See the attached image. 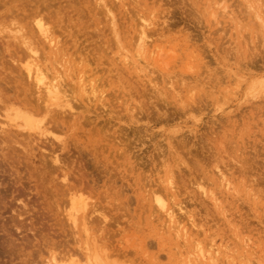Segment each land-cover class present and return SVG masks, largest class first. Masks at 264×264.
Returning a JSON list of instances; mask_svg holds the SVG:
<instances>
[{
  "label": "rangeland",
  "instance_id": "374dc122",
  "mask_svg": "<svg viewBox=\"0 0 264 264\" xmlns=\"http://www.w3.org/2000/svg\"><path fill=\"white\" fill-rule=\"evenodd\" d=\"M23 10L53 28L47 80L74 91L29 131L0 110V264H210L197 246L264 264V0H0L7 66ZM5 74L7 97L42 106Z\"/></svg>",
  "mask_w": 264,
  "mask_h": 264
},
{
  "label": "bare ground",
  "instance_id": "6f19581e",
  "mask_svg": "<svg viewBox=\"0 0 264 264\" xmlns=\"http://www.w3.org/2000/svg\"><path fill=\"white\" fill-rule=\"evenodd\" d=\"M11 1V0H10ZM98 1H103L104 2V0H98ZM14 2V1H13ZM12 2V3H13ZM100 3V2H99ZM9 5V4H8ZM28 5V4H27ZM104 5V4H103ZM10 6V5H9ZM8 6V7H9ZM3 7V6H2ZM105 7V6H104ZM22 8H23V6H22ZM22 8H21V10H22ZM25 8V7H24ZM33 8V7H32ZM106 8V7H105ZM108 9V8H107ZM106 9V10H107ZM17 10H19V9H17ZM26 10V9H25ZM111 10V9H110ZM27 11V10H26ZM12 12L13 11H11L10 13L12 14ZM21 12V11H20ZM28 12V11H27ZM111 12V11H110ZM22 13V15L21 16H19V14L18 13H14L13 14V20H11V22H13L15 25H16V28L12 31V30H10L11 32H14V34L13 35H11V41H9L8 42V44H10L9 45V47L11 46V49H12V55H11V61H10V66H11V68H14L16 71H17V76H16V81L15 82H20V84H21V81H24L23 80V78H24V75H25V79H27L28 81H29V83L31 82V86H34V88H35V90L37 91V93H38V97H40L39 99H41L40 101L43 103V104H41L42 106H40V104H38V105H36V103H35V105H36V107H34L35 105H33V103H32V105H31V103L29 102V101H27V100H22V99H17V97L16 96H14L13 98L11 97H7L6 95H7V93H6V90L3 88V87H1L2 86V84L5 82V76H6V74H5V70L7 71V69H8V67H9V65L7 66V64H5L4 63V61L3 60H0V110H3V114L6 116V117H8V115L10 116H13V119L14 120H19V122H21V123H23L24 125H23V127H22V124H21V126L20 127H22L23 129H29L28 127H31L32 126V115H34V114H43V113H48L49 112V106H50V104H52L54 101H59L60 99H62V100H60V101H62L63 102V104H61V105H63V106H67V107H69V108H71V105H70V103H69V100H70V98H67L69 95L67 94V91L68 92H71L70 94H72L73 93V91H72V89H74V88H72L71 89V87L69 88V89H67V86H66V88H65V85L67 84V82L66 81H64V80H67V79H65V76H67V74H65V72H64V70L62 71V72H60V71H57V72H54V76H52L51 78H50V80H47V74L46 73H48L49 72V69L48 68H46V66H48V65H44L45 66V68H43L42 67V63L43 62H46V60H49V59H52L54 56H53V54H54V51L51 49V47H53V46H56L57 44H56V38L54 39V37H53V35H52V31H51V28H52V26H49V24L43 19V17L41 16V14L39 15L38 13H36V11H35V13L34 14H32L31 16H28L25 12H24V10L21 12ZM32 13V12H31ZM31 13H29V14H31ZM104 13V12H103ZM101 14V13H100ZM111 14V13H110ZM113 14V13H112ZM12 16V15H11ZM102 16V15H101ZM114 16V15H113ZM6 17V16H5ZM110 18V17H109ZM112 18V17H111ZM29 20H31V23H30V21ZM28 22L30 23V24H28ZM114 22V21H113ZM113 22H112V24H113ZM115 22H116V20H115ZM155 22V21H154ZM254 22V21H253ZM141 24V23H140ZM139 24V25H140ZM264 24V23H263ZM114 25H116V24H114ZM114 25H112V27L114 26ZM149 25V23L147 24V23H145V25L143 26V28L140 30V35H139V39L141 40V43H143L144 42V38H146V34H145V27L146 26H148ZM150 26V25H149ZM51 27V28H50ZM142 27V26H141ZM2 28V27H1ZM53 29V28H52ZM112 29H114V28H112ZM147 29V28H146ZM150 29V28H149ZM55 30V29H54ZM148 30V29H147ZM2 30H0V32H1ZM120 31V30H119ZM151 31V30H150ZM170 31V30H169ZM34 32H36L35 33V37H36V35H38V40H39V43L41 42H43V43H45V44H48L49 45V48H50V51L48 52V54L47 53H40V51H38V44L39 43H35V41L33 40L32 41V35H33V33ZM56 32V31H55ZM113 32H115V30H113ZM118 32V31H117ZM117 32H115V34L117 33ZM4 33V32H3ZM120 33V32H119ZM146 33H147V31H146ZM149 33V32H148ZM54 34V33H53ZM93 35V34H92ZM114 36V35H113ZM115 36H117V35H115ZM138 37V36H137ZM89 38V37H88ZM87 38V39H88ZM148 38V37H147ZM85 39H86V37H85ZM2 40V39H1ZM58 40V39H57ZM74 40V39H73ZM117 40V39H116ZM121 40V39H120ZM77 41V40H76ZM117 42H118V40H117ZM116 42V43H117ZM57 43H59V42H57ZM75 43H77V42H75ZM112 43V42H111ZM5 44V43H4ZM35 44V45H34ZM64 44V43H63ZM73 43H71V45H72ZM79 44V43H78ZM121 44V43H120ZM119 44V45H120ZM130 44V43H129ZM146 44H148V43H146ZM69 45V44H68ZM70 45V46H71ZM76 45V44H75ZM142 45V44H141ZM44 46H47V45H44ZM63 46V45H62ZM79 46V45H78ZM88 46V45H87ZM101 46V45H100ZM104 46V45H103ZM48 47V46H47ZM64 47H66V45L64 46ZM63 47V48H64ZM118 47V46H117ZM144 47H145V45H144ZM188 47H189V45H188ZM7 48V47H6ZM46 48V47H45ZM56 48V47H55ZM59 48V47H58ZM58 48L56 49V50H58ZM62 48V47H61ZM71 48V47H70ZM69 48V49H70ZM73 48V47H72ZM71 48V49H72ZM80 48V47H79ZM104 48V47H103ZM146 48V47H145ZM144 48V49H145ZM65 49V48H64ZM68 49V50H69ZM70 49V50H71ZM78 49V48H77ZM82 50V49H81ZM80 50V51H81ZM84 50V49H83ZM78 50H76V52H77ZM106 51V50H105ZM104 51V52H105ZM64 52V51H63ZM66 52V51H65ZM68 52H70V51H68ZM68 52H66V53H68ZM73 52H75V50H73ZM72 52V53H73ZM82 52V51H81ZM57 53V52H56ZM59 53V52H58ZM83 53V52H82ZM11 54V53H10ZM60 54V53H59ZM84 54V53H83ZM66 55V54H65ZM64 55V56H65ZM73 55V54H72ZM202 55V54H201ZM5 56V55H4ZM3 56V57H4ZM43 56V57H42ZM53 56V57H52ZM63 56V55H62ZM61 56V57H62ZM88 56V55H87ZM68 57H69V55H68ZM56 58V57H55ZM55 58L53 59V60H55ZM89 58V57H88ZM100 58V57H99ZM98 58V59H99ZM241 58V57H240ZM63 59V58H62ZM62 59H61V61H62ZM83 59H84V57H83ZM59 60H60V58H59ZM64 60V59H63ZM74 60V59H73ZM75 60H77V59H75ZM242 60V59H241ZM66 61H67V59H66ZM66 61H65V63H66ZM71 61V60H70ZM82 61V60H81ZM116 61V60H115ZM48 62V61H47ZM47 62H46V64H47ZM53 62V61H52ZM79 62V61H78ZM83 62H86L85 61V59H84V61H82V64H83ZM103 62V61H102ZM117 62V61H116ZM137 62V61H136ZM7 63V62H6ZM57 63H60V62H58V61H55V63L53 62V64L52 65H55V64H57ZM62 63H63V61H62ZM64 63V64H65ZM67 63H69V62H67ZM71 63V62H70ZM89 63V62H88ZM129 63V62H128ZM251 63V62H250ZM254 63V62H253ZM50 64V63H49ZM61 64V63H60ZM87 64V63H86ZM70 65V64H69ZM72 65V64H71ZM81 64H79V66H80ZM88 65V64H87ZM248 65V64H247ZM61 66H63L62 64H61ZM89 66V65H88ZM5 67V68H4ZM78 67V66H77ZM87 67V66H86ZM55 67L53 66L52 68L50 67V71H51V69L53 70V71H55V69H54ZM82 68V67H81ZM68 69V68H67ZM70 69H71V66H70ZM75 69V68H74ZM80 69V68H79ZM83 69V68H82ZM244 69V68H243ZM248 69V68H247ZM69 70V69H68ZM68 70H66V72L68 71ZM118 70V69H117ZM190 70V69H189ZM86 71H87V69H86ZM98 71V70H97ZM14 72V71H13ZM10 73V72H9ZM74 73V72H73ZM22 74H23V76H22ZM71 74V73H70ZM80 74V73H79ZM116 74V73H115ZM149 74V73H148ZM72 75V74H71ZM92 75V74H91ZM212 75V74H211ZM264 75V74H263ZM201 76V75H200ZM155 77V76H154ZM71 78H72V76H71ZM77 78V77H76ZM8 79V78H7ZM84 79L85 78H81L80 77V85H82V83L83 82H81V81H84ZM90 79H92V78H90ZM99 79V78H98ZM195 79V78H194ZM11 80V79H10ZM97 80V79H96ZM151 80V79H150ZM8 82H10V81H8ZM7 82V83H8ZM64 82V83H63ZM68 82H70V80L68 81ZM72 82V81H71ZM90 82V81H89ZM11 83V82H10ZM13 83V82H12ZM25 83V84H24ZM26 83L27 82H23V84L24 85H26ZM166 83V82H165ZM9 84V83H8ZM70 84V83H69ZM22 85V84H21ZM28 85V84H27ZM68 85V84H67ZM71 85V84H70ZM78 85V84H77ZM158 85V84H157ZM164 85H166V84H164ZM254 85V84H253ZM30 86V85H29ZM86 86V85H85ZM89 85H87V87H88ZM28 87V86H27ZM80 87V86H79ZM82 87V86H81ZM97 87V86H96ZM10 88V87H9ZM18 88V87H17ZM20 88V87H19ZM22 88V87H21ZM30 88V87H29ZM89 88H90V92H94L95 90H93L94 89V86L93 85H90L89 86ZM31 89V88H30ZM77 89V88H76ZM85 89H87V88H85ZM153 89V88H152ZM160 89V88H159ZM176 89V88H175ZM21 91V90H20ZM18 91V93H20L21 94V92H22V94H23V96L25 95V93H26V91H27V89L25 88V87H23V91ZM80 88H78V93H76L77 91L75 90V93L77 94V96H80L81 94H80ZM83 91V90H82ZM9 92V91H8ZM16 93V92H15ZM31 92H29L28 94H30ZM43 93V94H42ZM19 94V95H20ZM105 94V93H104ZM119 94V93H118ZM18 95V94H17ZM34 95V94H33ZM37 95V94H36ZM151 95V94H150ZM152 95H154V94H152ZM162 95V94H161ZM9 96H11V95H9ZM22 96V95H21ZM71 96V95H70ZM30 96H28V98H29ZM37 97V96H36ZM37 97V98H38ZM161 97V96H160ZM27 98V99H28ZM65 98V99H64ZM39 99H38V102H39ZM84 99V98H83ZM91 99H93V98H91ZM156 99V98H155ZM30 100V99H29ZM89 100V99H88ZM31 101V100H30ZM71 101V100H70ZM126 101V100H125ZM69 104H68V103ZM151 102V101H150ZM125 103V102H124ZM59 104V103H58ZM165 104V103H164ZM102 105V104H101ZM139 106V105H138ZM155 106V105H154ZM103 107V106H102ZM115 107V106H114ZM62 109V108H61ZM107 109V108H106ZM185 109V108H184ZM56 110V109H55ZM186 110V109H185ZM68 111V110H67ZM66 111V112H67ZM119 111V110H118ZM178 111V110H177ZM64 112V111H63ZM2 113V112H1ZM59 113V112H58ZM179 113V112H178ZM183 113V112H182ZM57 114V113H56ZM65 114V113H64ZM72 114V113H71ZM184 114V113H183ZM46 115V114H45ZM58 115V114H57ZM10 116V117H11ZM37 116V115H36ZM38 117V116H37ZM41 117V116H40ZM62 117V116H61ZM118 117V116H117ZM8 120V119H7ZM34 120V119H33ZM36 121H37V118L35 119ZM47 122H49V121H47ZM34 123V122H33ZM38 123V122H37ZM7 124V123H6ZM16 124H14V128L15 127H17V126H19V125H17V126H15ZM35 125V127H36V124H34ZM13 126V125H12ZM42 127V126H41ZM18 128V127H17ZM22 129V130H23ZM18 130H20V128H18ZM17 130V131H18ZM6 131V130H5ZM24 131H26V130H24ZM29 131V130H28ZM31 132V131H30ZM2 133V132H1ZM40 133V132H39ZM4 134V133H3ZM16 134V133H15ZM27 137V136H26ZM46 138H47V136H46ZM45 138V139H46ZM59 139H60V137H59ZM59 142V141H58ZM1 143V142H0ZM60 143V142H59ZM123 145V144H122ZM2 146V145H1ZM60 160V159H59ZM2 166V165H1ZM58 168V167H57ZM68 168V167H67ZM70 168V167H69ZM52 171V170H51ZM12 174V173H11ZM1 176V175H0ZM66 176V175H65ZM173 176H171V177H169V178H172ZM169 178L167 179L168 181L167 182H170V180H169ZM66 179L64 178V180L63 181H65ZM200 180V179H199ZM171 181H173V180H171ZM66 182V181H65ZM195 182V181H194ZM67 183V185L68 184H70L68 181L66 182ZM76 183V182H75ZM171 183V182H170ZM173 183V182H172ZM170 184L171 186L173 185V184ZM196 184V183H195ZM167 185H169L168 183H167ZM169 185V186H170ZM74 186V185H73ZM174 186V185H173ZM200 186V185H199ZM225 186V185H224ZM85 187V186H84ZM158 189V188H157ZM83 190V189H82ZM172 191V190H171ZM203 191V190H202ZM65 192V191H64ZM74 193V192H73ZM181 193V192H180ZM70 194H72V193H70ZM74 196H76V195H74ZM87 196V195H86ZM172 196V195H171ZM155 197V196H154ZM173 197V196H172ZM162 198V197H161ZM160 198V196H156L155 198H154V202H155V204H156V206H157V208L159 209V210H161V211H164L165 213H166V217H167V219L169 220V221H171V222H173L174 221V219L176 218L175 217V213H174V211H173V209L171 210V209H169L168 208V206L164 203V201H165V199H164V201H163V199H161ZM86 199H87V197H86ZM89 199V198H88ZM83 200V199H82ZM79 202V201H78ZM84 201H82V203H83ZM33 204V203H32ZM84 204V203H83ZM33 206V205H32ZM83 207V206H82ZM83 208H85V204H84V207ZM82 208V209H83ZM177 208V207H176ZM79 209V208H78ZM181 209H183L182 210V212L185 210V207L184 208H182L181 206H180V208H178V210L180 211ZM160 212V211H159ZM163 212V213H164ZM185 212H187L186 210H185ZM184 212V214H187V213H185ZM101 213V212H100ZM189 214V213H188ZM102 215V214H101ZM190 217H191V215H190ZM99 218V217H98ZM106 218V217H105ZM177 218H179V217H177ZM189 219V218H188ZM187 219V220H188ZM176 220V219H175ZM95 221V220H94ZM168 221V222H169ZM178 221V220H177ZM176 221V222H177ZM32 222H34V221H32ZM175 222V221H174ZM89 223V222H88ZM178 223V222H177ZM173 224V223H172ZM177 225V224H176ZM170 226H171V224H170ZM173 226V225H172ZM175 226V225H174ZM173 226V227H174ZM36 228V227H35ZM176 228V231H177V233H178V231L179 230H177L178 229V227L176 226L175 227ZM200 229V228H199ZM88 230V229H87ZM82 231V230H81ZM175 231V232H176ZM183 231H184V229H183ZM181 232V231H180ZM186 232V231H185ZM177 233H176V235H177ZM179 234V233H178ZM187 234H188V232H187ZM192 234V233H191ZM153 235V234H152ZM185 234H184V232H183V238L182 239H184L185 238V236H184ZM190 236V235H189ZM45 237V236H44ZM178 237V236H177ZM189 238H192V237H189ZM211 238V237H210ZM186 239V238H185ZM190 240V239H189ZM193 240V239H192ZM46 241V240H45ZM105 241H107V240H105ZM157 241V240H156ZM185 241V240H184ZM100 242V241H99ZM193 242V241H192ZM196 243V242H195ZM151 244V243H150ZM196 245V244H195ZM194 245V246H195ZM198 245V244H197ZM196 245V246H197ZM164 246V245H163ZM163 249V248H162ZM212 251V250H211ZM197 253H198V255L202 258V260H205L206 259V257H210V258H212V259H210L209 258V260L211 261V263L210 264H216L213 260H214V254L216 253V251H215V253L212 255L211 253H209L208 255H205L206 253H207V251H204V250H202L201 249V247L200 246H197ZM110 255V254H109ZM111 255H113V254H111ZM106 256V255H105ZM114 256V255H113ZM94 258V257H93ZM105 259H106V257H104ZM90 259H92V258H90ZM96 259V258H95ZM93 260V259H92ZM91 260V261H92ZM102 260H103V258H102ZM90 261V260H89ZM98 262H99V260H97ZM105 261V260H104ZM108 261V260H107ZM110 261V260H109ZM115 263L117 262V261H114ZM199 262H201V261H199ZM208 262V261H207ZM100 263V262H99ZM103 263V262H102ZM106 263V262H105ZM92 264V263H91ZM109 264H111V263H109ZM203 264H204V262H203ZM209 264V263H208Z\"/></svg>",
  "mask_w": 264,
  "mask_h": 264
}]
</instances>
